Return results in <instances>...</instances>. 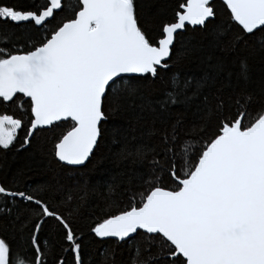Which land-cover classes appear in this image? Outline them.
Listing matches in <instances>:
<instances>
[{"label":"snow or ice","instance_id":"1","mask_svg":"<svg viewBox=\"0 0 264 264\" xmlns=\"http://www.w3.org/2000/svg\"><path fill=\"white\" fill-rule=\"evenodd\" d=\"M156 5L0 2V23L30 29L34 41L0 46V150H28L54 133L47 155L75 173L115 146L114 161L140 173L137 186L121 207L106 183L116 210L87 232L126 248L127 264H264V0H222L223 23L213 0H176L171 19H158ZM138 126L157 143L138 138ZM72 191L83 202L88 182ZM0 197L8 226L28 232L19 251L0 237V264H68L57 247L83 264L84 232L54 204L3 185Z\"/></svg>","mask_w":264,"mask_h":264},{"label":"trees","instance_id":"2","mask_svg":"<svg viewBox=\"0 0 264 264\" xmlns=\"http://www.w3.org/2000/svg\"><path fill=\"white\" fill-rule=\"evenodd\" d=\"M3 4H15L18 7H30L34 0H0ZM176 0H157V5L154 10H158V19H171L172 9L175 6ZM43 4L44 0H39ZM213 5L217 10V23L227 21V15L223 10L222 3L213 1ZM30 29L24 26L11 25L0 23V46L9 45L13 50L25 49L34 41L28 40ZM253 74H258L260 64L258 60H250ZM237 69L234 67L233 71ZM19 109L13 107L7 108L9 114H19ZM188 121L198 123V118L193 113H189ZM122 121L116 120L113 122L116 126L121 125ZM112 125L110 124L109 127ZM58 133L59 130L57 129ZM146 129L136 127L135 135L139 138L143 135L144 143L149 147L157 143L154 139L149 138L146 134ZM23 133H20L17 140L21 138ZM184 132H181L183 138ZM54 133L41 132L33 141V144L28 150L16 152L15 149H10L7 152L0 150V185L8 187L12 190H22L30 192L38 196L50 204H54L57 210L68 219L75 223L78 231H83L81 258L83 264H111L114 260L115 264H127L128 250L116 246L111 241H100L87 232V227L90 224L103 218L110 212L116 209L106 207V183H114L117 186L115 192V200L120 202L121 207L127 203L125 195L129 187H136L137 184L132 181L138 178L140 173H136L133 177V169L135 166L125 162L117 163L114 161L112 152L115 151V146L111 148L108 142L102 145L101 151L96 153L93 162L82 171L75 173L61 170L56 162L47 155L48 150L52 146ZM101 157H103L101 159ZM88 182L89 191L83 202L78 197L83 195L82 192L72 191L69 189L78 187L84 181ZM59 182L64 186V191L57 192L53 190ZM71 195V199H67ZM4 206V198L0 197V207ZM12 207L11 204L8 205ZM15 211L11 213V218L15 217ZM8 211L0 213V237L5 238L12 244L14 251H19L22 248L28 247V232L8 226ZM47 230L40 235L47 236ZM46 254L52 251V245H45ZM59 255H62L68 260V264H74V260L68 252H62L57 247ZM112 252L114 255H108L107 258L102 253ZM49 259L51 256L49 255Z\"/></svg>","mask_w":264,"mask_h":264},{"label":"water","instance_id":"3","mask_svg":"<svg viewBox=\"0 0 264 264\" xmlns=\"http://www.w3.org/2000/svg\"><path fill=\"white\" fill-rule=\"evenodd\" d=\"M213 1H218V2L222 3V0H213Z\"/></svg>","mask_w":264,"mask_h":264}]
</instances>
